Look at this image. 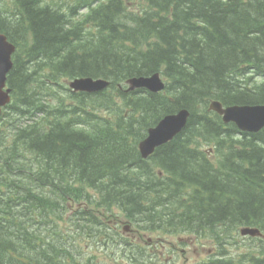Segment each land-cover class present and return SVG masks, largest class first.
I'll return each mask as SVG.
<instances>
[{"label":"trees","instance_id":"trees-1","mask_svg":"<svg viewBox=\"0 0 264 264\" xmlns=\"http://www.w3.org/2000/svg\"><path fill=\"white\" fill-rule=\"evenodd\" d=\"M4 1L0 33L16 52L0 123V264H84L85 240L152 264L157 247L116 242L104 216L179 246L181 235L212 241L217 256L197 264H264V237L232 241L241 227L264 235V128L242 133L208 111L264 104V0ZM155 73L163 92L127 90ZM82 77L110 86L71 92ZM181 109L183 132L142 159L148 128Z\"/></svg>","mask_w":264,"mask_h":264},{"label":"water","instance_id":"water-1","mask_svg":"<svg viewBox=\"0 0 264 264\" xmlns=\"http://www.w3.org/2000/svg\"><path fill=\"white\" fill-rule=\"evenodd\" d=\"M14 50V46L7 41L3 34H0V113L1 108L9 102L8 93L10 90L3 91V88L6 82V74L12 66L11 55ZM108 84L102 79L81 78L70 82L69 87L74 92L96 93L105 89ZM127 84L130 85V89L145 88L151 92H159L164 88L158 74L148 78H133L128 80ZM209 109L221 115L224 123L233 122L242 131L257 132L264 126V106L222 108L220 103L212 102ZM188 116V111L180 110L176 114L165 116L154 128L149 129L147 137L138 146L141 156L146 159L155 148L172 140L185 128ZM241 235L259 236L260 232L257 229L245 228L241 230Z\"/></svg>","mask_w":264,"mask_h":264},{"label":"rangeland","instance_id":"rangeland-1","mask_svg":"<svg viewBox=\"0 0 264 264\" xmlns=\"http://www.w3.org/2000/svg\"><path fill=\"white\" fill-rule=\"evenodd\" d=\"M141 0H131L128 2L131 8H136ZM8 3L4 1L0 3V14L5 15L9 12ZM73 212V211H72ZM106 221L110 223V228L115 222H120L121 227L119 231L113 230V233H110L115 239L124 238L126 241L133 242V245H137L141 250H148L150 245H153L154 248L157 246V251H154L158 254L152 260V264H196L205 260L216 252L215 245L212 241H206L199 239L198 237H193L191 235H181L185 239L184 246H177L176 235H161L159 232H145L143 230L137 229L133 225H130L127 220L124 218L121 220H108L107 216H104ZM72 221L74 220L71 218ZM67 224L65 225V227ZM240 229L234 233L235 238L232 241L239 243L241 245L242 237L239 235ZM120 236V237H119ZM242 241V242H241ZM247 241V240H246ZM245 241V242H246ZM186 242L192 243L191 245H186ZM87 244V241H81L80 245L84 246ZM92 247L88 250L87 253H90L93 261L96 259L104 260L106 264H130L126 260L112 261V259L106 257L107 251L105 248L95 247L93 243L90 242ZM237 246V245H236ZM115 251L114 247H112ZM86 251L87 248H84ZM233 254L237 252V248L233 247L230 249ZM109 252V250L107 251ZM168 254V255H167ZM127 258L129 254L126 255ZM178 259V260H177ZM177 261V262H176ZM97 263L96 261H94ZM148 260L146 261V263Z\"/></svg>","mask_w":264,"mask_h":264},{"label":"bare ground","instance_id":"bare-ground-1","mask_svg":"<svg viewBox=\"0 0 264 264\" xmlns=\"http://www.w3.org/2000/svg\"><path fill=\"white\" fill-rule=\"evenodd\" d=\"M40 4V3H39ZM23 233V232H22ZM39 239V238H38Z\"/></svg>","mask_w":264,"mask_h":264}]
</instances>
